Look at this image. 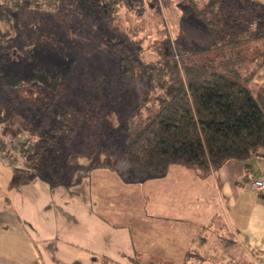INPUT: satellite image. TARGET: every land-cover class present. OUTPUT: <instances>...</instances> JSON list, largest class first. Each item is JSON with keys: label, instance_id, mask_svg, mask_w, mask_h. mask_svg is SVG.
I'll return each mask as SVG.
<instances>
[{"label": "rangeland", "instance_id": "1", "mask_svg": "<svg viewBox=\"0 0 264 264\" xmlns=\"http://www.w3.org/2000/svg\"><path fill=\"white\" fill-rule=\"evenodd\" d=\"M214 1L36 0L38 6L4 9L0 78L28 81L44 70L60 77L61 85L52 92L31 82L13 88L0 80V206L26 177L29 183L68 187L108 160L118 172L133 169L125 157L132 122L142 97L154 114L159 93L140 80L141 68L175 58L220 71L218 61L205 60L218 58L214 46L259 32L252 21L264 13V0H221L213 7ZM241 7L248 12L239 13ZM236 51L249 61L259 58L264 39ZM128 59L137 61L134 76ZM9 156L19 161L14 169ZM20 156L28 158V168ZM220 255L221 264L230 263L225 251Z\"/></svg>", "mask_w": 264, "mask_h": 264}, {"label": "crops", "instance_id": "2", "mask_svg": "<svg viewBox=\"0 0 264 264\" xmlns=\"http://www.w3.org/2000/svg\"><path fill=\"white\" fill-rule=\"evenodd\" d=\"M248 84L264 91V67ZM92 170L68 187L25 178L0 206V264H221L222 251L229 264H264V193L251 187L264 150L208 176Z\"/></svg>", "mask_w": 264, "mask_h": 264}, {"label": "trees", "instance_id": "3", "mask_svg": "<svg viewBox=\"0 0 264 264\" xmlns=\"http://www.w3.org/2000/svg\"><path fill=\"white\" fill-rule=\"evenodd\" d=\"M220 2L214 1L213 7ZM33 4L36 0H0V18L6 8L18 10ZM248 10L241 7L239 13ZM252 24L259 30L255 36L228 38L225 44L214 46L213 50L219 52L216 60L205 58L213 64L218 61L220 71L195 61L187 65L175 58L161 60L149 69L141 68L140 80L150 81L159 93L154 98V114L147 97H142L138 117L132 122L125 157L133 169L163 177L171 166L179 165L208 176L228 161H246L264 150V91L255 94L246 86L264 67V54L249 61L236 51L245 42L264 39V13ZM126 62L134 76L137 61ZM250 69L253 70L246 76L245 71ZM0 80L13 88L31 82L52 92L61 85L60 77L53 79L44 70H36L28 81ZM104 166L111 167V162L108 160Z\"/></svg>", "mask_w": 264, "mask_h": 264}, {"label": "built area", "instance_id": "4", "mask_svg": "<svg viewBox=\"0 0 264 264\" xmlns=\"http://www.w3.org/2000/svg\"><path fill=\"white\" fill-rule=\"evenodd\" d=\"M251 187L257 192L264 193V180L252 181Z\"/></svg>", "mask_w": 264, "mask_h": 264}]
</instances>
